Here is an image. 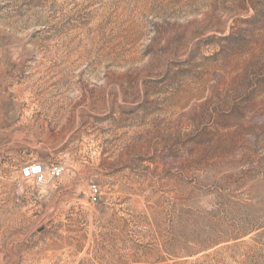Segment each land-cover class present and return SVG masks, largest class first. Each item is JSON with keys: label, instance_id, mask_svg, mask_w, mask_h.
Masks as SVG:
<instances>
[{"label": "rangeland", "instance_id": "1", "mask_svg": "<svg viewBox=\"0 0 264 264\" xmlns=\"http://www.w3.org/2000/svg\"><path fill=\"white\" fill-rule=\"evenodd\" d=\"M0 264H264V0H0Z\"/></svg>", "mask_w": 264, "mask_h": 264}, {"label": "built area", "instance_id": "2", "mask_svg": "<svg viewBox=\"0 0 264 264\" xmlns=\"http://www.w3.org/2000/svg\"><path fill=\"white\" fill-rule=\"evenodd\" d=\"M64 169L58 165L51 167L41 163H34L23 171V180L33 179L38 186H47L51 182L59 180L63 176ZM99 189L96 186L91 188V199L93 203L98 201Z\"/></svg>", "mask_w": 264, "mask_h": 264}]
</instances>
